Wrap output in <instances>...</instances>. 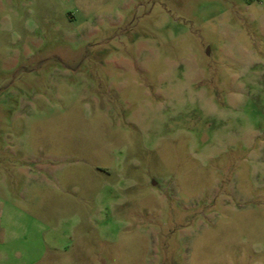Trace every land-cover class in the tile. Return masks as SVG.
Instances as JSON below:
<instances>
[{
  "label": "rangeland",
  "instance_id": "374dc122",
  "mask_svg": "<svg viewBox=\"0 0 264 264\" xmlns=\"http://www.w3.org/2000/svg\"><path fill=\"white\" fill-rule=\"evenodd\" d=\"M0 264H264V0H0Z\"/></svg>",
  "mask_w": 264,
  "mask_h": 264
}]
</instances>
